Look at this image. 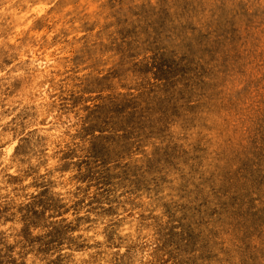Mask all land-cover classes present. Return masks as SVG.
<instances>
[{
    "label": "clouds",
    "instance_id": "clouds-1",
    "mask_svg": "<svg viewBox=\"0 0 264 264\" xmlns=\"http://www.w3.org/2000/svg\"><path fill=\"white\" fill-rule=\"evenodd\" d=\"M0 264H264V0H0Z\"/></svg>",
    "mask_w": 264,
    "mask_h": 264
}]
</instances>
